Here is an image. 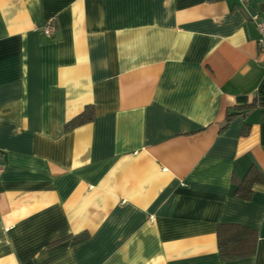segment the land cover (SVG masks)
<instances>
[{
	"label": "crops",
	"instance_id": "crops-1",
	"mask_svg": "<svg viewBox=\"0 0 264 264\" xmlns=\"http://www.w3.org/2000/svg\"><path fill=\"white\" fill-rule=\"evenodd\" d=\"M262 6L0 0V264H264Z\"/></svg>",
	"mask_w": 264,
	"mask_h": 264
},
{
	"label": "trees",
	"instance_id": "trees-1",
	"mask_svg": "<svg viewBox=\"0 0 264 264\" xmlns=\"http://www.w3.org/2000/svg\"><path fill=\"white\" fill-rule=\"evenodd\" d=\"M264 13V6H262ZM260 13L261 15H264ZM230 115H228L229 117ZM93 118V110L87 107L81 114L68 121L66 129L84 124ZM235 181V195L248 199L251 196L254 184L264 183V175L255 168H250L243 179ZM218 249L224 260H237L252 256L256 250V235L254 231L239 225H219Z\"/></svg>",
	"mask_w": 264,
	"mask_h": 264
},
{
	"label": "built area",
	"instance_id": "built-area-1",
	"mask_svg": "<svg viewBox=\"0 0 264 264\" xmlns=\"http://www.w3.org/2000/svg\"><path fill=\"white\" fill-rule=\"evenodd\" d=\"M241 2L247 5L249 3V0H241ZM250 19L254 23L258 33L257 46L262 57V62H264V15H261L260 13H255L251 15ZM55 30L56 28L54 23L48 22L43 26L42 33L45 36H52ZM3 170H4V166L0 162V174L3 172Z\"/></svg>",
	"mask_w": 264,
	"mask_h": 264
}]
</instances>
